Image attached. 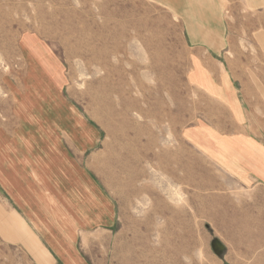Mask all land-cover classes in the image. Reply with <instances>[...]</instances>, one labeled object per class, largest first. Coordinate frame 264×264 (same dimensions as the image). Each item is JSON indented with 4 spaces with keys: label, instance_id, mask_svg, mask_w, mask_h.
Returning a JSON list of instances; mask_svg holds the SVG:
<instances>
[{
    "label": "rangeland",
    "instance_id": "1",
    "mask_svg": "<svg viewBox=\"0 0 264 264\" xmlns=\"http://www.w3.org/2000/svg\"><path fill=\"white\" fill-rule=\"evenodd\" d=\"M221 1L214 51L194 0H0V264H264V25Z\"/></svg>",
    "mask_w": 264,
    "mask_h": 264
},
{
    "label": "crops",
    "instance_id": "2",
    "mask_svg": "<svg viewBox=\"0 0 264 264\" xmlns=\"http://www.w3.org/2000/svg\"><path fill=\"white\" fill-rule=\"evenodd\" d=\"M243 3L248 10H250L253 14H256L260 19L263 20L264 25V0H243ZM206 4H208V6H206ZM191 8H193V10H196V12L193 13V17L196 19L195 24L207 25L209 27L203 29L205 30L204 32L200 31L199 35L193 36V39L198 41L204 40V42L209 45L210 49L217 51L219 40L224 41L227 39V37H225L223 33L225 25H227L228 30L231 29L230 25L227 24L228 17L226 15V12H224V14L222 13V10L226 9V5H224L221 0H194ZM209 9H212V12L209 13ZM197 17L199 18L200 22H197ZM262 37L260 41H263V43L261 44V49L263 51L262 54L264 55V34ZM208 41H210L211 44H209ZM244 84L250 83L246 82ZM9 224L10 227L8 226V229L6 230V232H4L5 237L8 241H26V238H28L29 240L30 236H28L27 232L25 231V228L27 227H25L22 222L20 223V221H16L11 218ZM22 227H25L24 231L22 230ZM28 231L29 233H33L31 229H29ZM21 233L24 234L22 235ZM25 247L29 248L27 245H25ZM220 247L224 248L223 245H220Z\"/></svg>",
    "mask_w": 264,
    "mask_h": 264
},
{
    "label": "bare ground",
    "instance_id": "3",
    "mask_svg": "<svg viewBox=\"0 0 264 264\" xmlns=\"http://www.w3.org/2000/svg\"><path fill=\"white\" fill-rule=\"evenodd\" d=\"M101 13L102 10H101ZM112 18L110 16H106L104 18V27H109L112 23ZM120 39H124V36H121ZM117 40V39H116ZM118 42L119 48V39L116 41ZM103 45L107 46V41L103 42ZM121 202H125V198H121ZM162 220L164 219L162 216L160 217ZM223 218V217H222ZM226 223H228L229 227L231 228V232L229 233L230 238L236 242L237 244L242 245L245 250V253L248 257L252 256V253L256 246L258 245L256 239L258 238V225L254 219H252L247 214H233L232 216H224ZM215 218L208 219V222H214ZM207 222V221H206ZM149 229L145 231L148 232ZM137 237V236H135Z\"/></svg>",
    "mask_w": 264,
    "mask_h": 264
}]
</instances>
